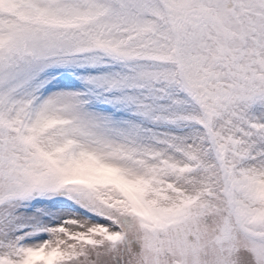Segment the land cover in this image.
I'll return each instance as SVG.
<instances>
[{"label": "snow or ice", "instance_id": "1", "mask_svg": "<svg viewBox=\"0 0 264 264\" xmlns=\"http://www.w3.org/2000/svg\"><path fill=\"white\" fill-rule=\"evenodd\" d=\"M0 264H264V0H0Z\"/></svg>", "mask_w": 264, "mask_h": 264}]
</instances>
